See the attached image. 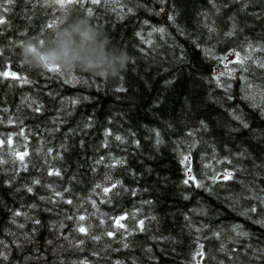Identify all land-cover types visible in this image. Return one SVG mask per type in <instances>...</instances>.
Listing matches in <instances>:
<instances>
[{"label": "trees", "instance_id": "16d2710c", "mask_svg": "<svg viewBox=\"0 0 264 264\" xmlns=\"http://www.w3.org/2000/svg\"><path fill=\"white\" fill-rule=\"evenodd\" d=\"M67 11L127 53L118 77L22 63ZM0 18V264H264V0Z\"/></svg>", "mask_w": 264, "mask_h": 264}, {"label": "clouds", "instance_id": "9594fccd", "mask_svg": "<svg viewBox=\"0 0 264 264\" xmlns=\"http://www.w3.org/2000/svg\"><path fill=\"white\" fill-rule=\"evenodd\" d=\"M18 55L29 68L46 70L55 65L69 75L79 72L104 79L118 77L128 61L127 53L115 47L87 16L71 11L51 34L24 40Z\"/></svg>", "mask_w": 264, "mask_h": 264}, {"label": "snow or ice", "instance_id": "6c2138e0", "mask_svg": "<svg viewBox=\"0 0 264 264\" xmlns=\"http://www.w3.org/2000/svg\"><path fill=\"white\" fill-rule=\"evenodd\" d=\"M0 2L11 4V3H13V0H0ZM56 2L57 3H64V0H56ZM93 2L94 3L95 2H98V0H93ZM4 22L5 21L2 18H0V24H3ZM0 75H5L6 76V75H9V73H0ZM117 139H119V137H117ZM227 178H229V175L228 174L225 175V179H227ZM187 182L188 181H185V183H187ZM252 211H255V208H253ZM81 231H83V229H81Z\"/></svg>", "mask_w": 264, "mask_h": 264}]
</instances>
